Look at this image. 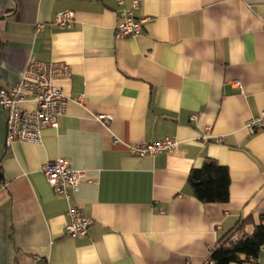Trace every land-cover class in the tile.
<instances>
[{
  "label": "crops",
  "instance_id": "obj_1",
  "mask_svg": "<svg viewBox=\"0 0 264 264\" xmlns=\"http://www.w3.org/2000/svg\"><path fill=\"white\" fill-rule=\"evenodd\" d=\"M132 2L0 0V87L33 59L70 67L55 81L64 114L40 144L6 145L0 108V264H202L238 220L264 222V127H244L264 108V0H137L142 31L116 38ZM62 10L75 13L65 29ZM164 137L179 141L172 153L127 150ZM58 157L85 171L69 201L41 172ZM206 157L228 168L226 202L202 203L187 183ZM69 203L91 220L83 237L66 234ZM230 264H264V245Z\"/></svg>",
  "mask_w": 264,
  "mask_h": 264
},
{
  "label": "built area",
  "instance_id": "obj_2",
  "mask_svg": "<svg viewBox=\"0 0 264 264\" xmlns=\"http://www.w3.org/2000/svg\"><path fill=\"white\" fill-rule=\"evenodd\" d=\"M121 5L122 0H116ZM138 7L137 0H133L129 9L120 13L121 20L115 26V37H133L143 28L144 18L134 15ZM75 16L72 10L59 11L54 24L59 28H68ZM43 28L42 23L36 25L37 30ZM70 73L69 63L64 60H30L22 72L21 79L9 87H0V108L6 112L5 143L10 145L14 141L40 144L42 130L45 127L57 128L59 118L64 114L67 97L55 84L56 80L66 78ZM76 101L82 102V98ZM32 102V108H25L23 104ZM96 119L107 129L110 114L96 115ZM244 127L253 134L264 127V108L257 115L251 116ZM117 144L119 140L113 138ZM179 141L172 137L161 140L140 142L127 145V150L136 156H153L161 152L172 153ZM41 172L52 190L70 200L78 189L79 182L84 179L85 171L73 169L63 157L46 161L41 166ZM65 225L66 234L71 237H83L87 233L91 220L82 214L75 204L69 203Z\"/></svg>",
  "mask_w": 264,
  "mask_h": 264
},
{
  "label": "trees",
  "instance_id": "obj_3",
  "mask_svg": "<svg viewBox=\"0 0 264 264\" xmlns=\"http://www.w3.org/2000/svg\"><path fill=\"white\" fill-rule=\"evenodd\" d=\"M228 168L206 157L201 166L192 168L187 176L193 195L202 203H223L229 199ZM252 230L248 232L247 226ZM264 245V222L252 216L238 220L209 251L202 264H230L256 260Z\"/></svg>",
  "mask_w": 264,
  "mask_h": 264
},
{
  "label": "water",
  "instance_id": "obj_4",
  "mask_svg": "<svg viewBox=\"0 0 264 264\" xmlns=\"http://www.w3.org/2000/svg\"><path fill=\"white\" fill-rule=\"evenodd\" d=\"M2 176H1V174H0V178H1Z\"/></svg>",
  "mask_w": 264,
  "mask_h": 264
}]
</instances>
